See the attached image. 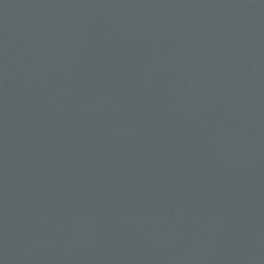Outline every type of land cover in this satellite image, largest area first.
<instances>
[{
    "label": "water",
    "instance_id": "1",
    "mask_svg": "<svg viewBox=\"0 0 264 264\" xmlns=\"http://www.w3.org/2000/svg\"><path fill=\"white\" fill-rule=\"evenodd\" d=\"M0 264H264V0H0Z\"/></svg>",
    "mask_w": 264,
    "mask_h": 264
}]
</instances>
